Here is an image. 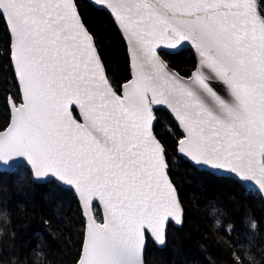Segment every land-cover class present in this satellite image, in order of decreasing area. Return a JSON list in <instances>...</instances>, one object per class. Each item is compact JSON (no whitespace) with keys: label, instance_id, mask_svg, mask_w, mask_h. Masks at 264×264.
I'll list each match as a JSON object with an SVG mask.
<instances>
[{"label":"snow or ice","instance_id":"1","mask_svg":"<svg viewBox=\"0 0 264 264\" xmlns=\"http://www.w3.org/2000/svg\"><path fill=\"white\" fill-rule=\"evenodd\" d=\"M87 4L126 42L121 83L81 0H0L9 72L0 79V174L19 165L33 183L76 198L86 224L74 264H145L148 237L164 246L168 225L184 223L170 147L264 193V0ZM185 43L196 62L181 74L165 57ZM161 108L171 117L165 134ZM245 260L258 264L233 251L232 264Z\"/></svg>","mask_w":264,"mask_h":264},{"label":"trees","instance_id":"2","mask_svg":"<svg viewBox=\"0 0 264 264\" xmlns=\"http://www.w3.org/2000/svg\"><path fill=\"white\" fill-rule=\"evenodd\" d=\"M89 26L96 33L108 74L116 83L129 75V56L111 18L81 0ZM8 36L0 24V79L9 76ZM169 66L190 73L196 57L189 47L166 55ZM159 129L166 133L169 112L158 111ZM169 145L172 144L168 139ZM171 177L184 208L183 226L167 228V243L149 238L145 264H232L233 251L252 255L264 264V202L252 189L231 177L196 169L169 150ZM94 214L102 221L101 211ZM220 226H216V221ZM256 223V229L251 223ZM233 225L229 236L228 225ZM85 218L76 198L60 185L33 183L26 169L0 174V264H74ZM245 264H248L245 260Z\"/></svg>","mask_w":264,"mask_h":264},{"label":"water","instance_id":"3","mask_svg":"<svg viewBox=\"0 0 264 264\" xmlns=\"http://www.w3.org/2000/svg\"><path fill=\"white\" fill-rule=\"evenodd\" d=\"M125 44H126V42H125ZM127 46V45H126ZM184 46H186V47H189L192 51H193V53H194V55H195V52H194V49H192V47L189 45V44H187V43H185L183 46H181L178 50H172V53H174V52H177V51H179L182 47H184ZM166 52H168L169 50H165ZM128 56H129V54H128ZM196 57V56H195ZM171 67V66H170ZM174 69V68H173ZM175 70V69H174ZM20 166L19 165H13L12 166V168L14 169V170H12V171H7V172H12V173H14V172H16L17 170H18V168H19ZM196 169H198V170H204V171H207V172H210V173H212V174H215V175H217V176H224V177H231V178H233L234 179V177L232 176V175H230V174H228V173H226V172H224V171H220V170H211V169H208V168H205V167H195ZM244 187H247V188H249V189H252V190H255L260 196H261V198L263 199V202H264V193H262L261 191H259L258 190V188H257V186H255L254 184H252V183H244V184H242ZM93 214H94V207H93ZM101 214H102V212H101ZM85 218V224H86V217H84ZM102 222V221H101ZM174 226H177V225H175L174 223H172ZM150 240H152V242L154 243V241H153V239L149 236L148 237ZM155 245H157L156 243H155ZM158 246V245H157ZM158 247H163V246H158ZM145 252V251H144Z\"/></svg>","mask_w":264,"mask_h":264},{"label":"bare ground","instance_id":"4","mask_svg":"<svg viewBox=\"0 0 264 264\" xmlns=\"http://www.w3.org/2000/svg\"><path fill=\"white\" fill-rule=\"evenodd\" d=\"M263 200V199H262Z\"/></svg>","mask_w":264,"mask_h":264}]
</instances>
